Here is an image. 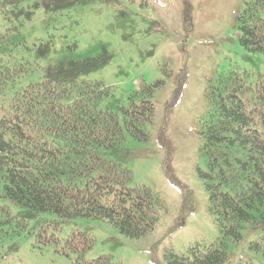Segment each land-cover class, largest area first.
<instances>
[{
    "label": "rangeland",
    "instance_id": "rangeland-1",
    "mask_svg": "<svg viewBox=\"0 0 264 264\" xmlns=\"http://www.w3.org/2000/svg\"><path fill=\"white\" fill-rule=\"evenodd\" d=\"M29 5L36 9L25 17L11 0H0V106L44 78L48 67L106 52L110 62L90 74L112 89L105 106L115 109L143 82L161 81L153 96L155 117L146 126L149 140L127 135L125 142L135 184L149 187L161 207L156 228L140 238L91 218L57 226V214L35 212L5 195L0 155V264H84L102 255L123 264H167L168 250L181 254L216 241L220 227L210 211L209 181L201 176L208 171L201 131L220 76L249 72L252 82L264 76V54L239 41L245 0L91 1L57 11L46 0H24L21 11ZM8 72L11 77L2 75ZM76 231L93 240L82 257L66 249ZM242 234L240 241L227 240V264H264L263 253L251 248L262 231L244 224Z\"/></svg>",
    "mask_w": 264,
    "mask_h": 264
},
{
    "label": "trees",
    "instance_id": "trees-1",
    "mask_svg": "<svg viewBox=\"0 0 264 264\" xmlns=\"http://www.w3.org/2000/svg\"><path fill=\"white\" fill-rule=\"evenodd\" d=\"M22 1L11 3L30 17L36 5L24 12ZM91 1L118 0H46V5L57 11ZM238 21L240 44L264 54V0H245ZM51 47L48 43L45 51ZM110 59L106 52L64 60L0 106L5 195L35 212L57 214V226L76 217L91 218L140 238L156 228L161 203L149 187L135 184L125 142L127 135L149 140L146 126L154 120L153 96L162 82H143L115 109L105 106L112 89L90 74ZM2 75L11 77L10 72ZM209 98L213 110L201 131L208 171L201 176L209 181L210 211L220 236L208 245H192L186 253L168 250L167 264H227V240L240 241L244 224L262 231L251 248L264 256V76L252 82L249 72L223 74ZM92 244L76 231L66 249L82 257ZM84 264L123 263L102 255Z\"/></svg>",
    "mask_w": 264,
    "mask_h": 264
}]
</instances>
